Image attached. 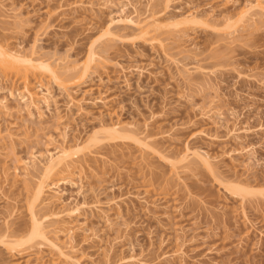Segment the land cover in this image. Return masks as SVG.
I'll return each instance as SVG.
<instances>
[{
  "label": "rangeland",
  "instance_id": "rangeland-1",
  "mask_svg": "<svg viewBox=\"0 0 264 264\" xmlns=\"http://www.w3.org/2000/svg\"><path fill=\"white\" fill-rule=\"evenodd\" d=\"M0 1L4 3L3 10L6 12L10 7L16 12L19 10V16L16 17L23 20L18 24H14L12 19L4 22L0 20V43L4 41L2 44L5 43L10 48L24 47L29 51L32 43L36 42L33 47H36L37 53L49 57L52 61L60 58L81 64L87 58L88 28L96 34L110 24L113 36L116 35L106 43L109 47L105 50H103L105 45H98V51L107 58L108 62L106 60L105 62L108 65L100 68L99 74L85 87H95L90 96H103L108 102L106 105L87 103L82 112L76 111L75 108L73 111H67L64 106L67 99L62 95L60 88L52 83L57 104L52 105L51 110L41 105L45 111L43 117H39L35 109L32 117L28 116L26 110H22L21 113L19 111L21 106L12 98H9L8 104L10 112L15 113L7 116V113L4 114L5 111L0 110V132L2 131L0 134L4 133L5 137L9 131H13L11 133L16 135L15 140L20 141L19 137L22 138L20 145H18L20 142L13 145L6 137L1 139L0 168L4 165L2 158L12 157L14 151L21 156L28 155L26 148L29 143V146L34 144L37 149L42 147L41 143L44 147L39 150H44L45 143L49 142V139L45 138L52 136L56 145L58 143L74 146L78 142L81 147L78 156L73 157L75 160L72 163H75L74 166L77 165L74 172L57 170L51 177V181L56 182V186L59 187L61 198L69 201L72 207L76 202L85 199V196L89 202L96 200L98 196L97 199L104 203L111 197L126 195L128 191L138 192L141 196H147L149 200L158 203L159 206L151 211L154 212V216L147 212L136 198L121 203L119 212L121 215L115 206L112 205L110 208L105 203L102 208L106 211L108 209L110 218L114 219H111L113 222L111 226L103 218L101 211L100 213L87 211L86 215L80 216L78 221H84L89 232L83 234L79 231L75 242L77 251L73 254L82 264H130L126 259H129L131 254L143 260L140 264H264V15H258L257 22L247 26L245 30L239 29L234 42L227 34L233 30V26L230 24V27L223 19L226 16L235 18L244 6L254 0H170L168 5L163 0H156L159 4L153 3V8H156L158 15L162 17L161 27L143 36L134 26L110 23L111 18L121 15V8L127 0H111L112 3H108L110 0ZM75 1L83 2L84 9L89 6L90 8L84 10L82 4L81 7L77 4L78 8H81L79 10L77 6L74 7ZM131 1L136 8L139 5V8H133L130 4L126 7V4L125 8L123 7V15L129 14L134 19H144L148 14L144 8L147 0ZM60 3H69L67 8L71 6L73 8L67 10L65 7V11L62 10L64 8L56 9ZM103 4L110 5L104 7ZM196 11L200 15L199 21L186 32L189 36L179 38L176 34L178 32L174 33L168 27L171 19ZM153 37L165 40L172 55L176 56L183 52L181 59L188 63L195 61L193 60L195 57L191 55H196L198 64L205 67L206 75L192 73L194 78L191 75L189 79L192 80L187 79L188 81L180 78L179 70L166 62L161 49L155 47L154 40H151ZM187 38L191 39L192 43L185 42ZM184 53L191 58L185 57ZM110 62L116 64H109ZM120 63L125 67L130 64L146 66L150 72H145L142 76L138 75L137 71H129L126 75ZM118 64L122 72L119 71ZM1 72L7 74L9 80H13L17 87H21V73L3 70ZM79 73L74 78L78 77ZM30 83L36 84V79L32 77ZM6 92L4 89L1 90L0 97ZM87 95L81 89L78 90V98L89 97V94ZM209 100L213 102L212 106L215 103V107L227 111L225 123L216 125L200 116L199 108L210 107ZM55 106H58V114ZM237 113L238 115H235ZM114 122H120L122 130H126L122 132L129 138L117 137L115 140L102 132V123L111 125ZM147 123L148 130L151 131L147 133L152 134L153 147L159 149L161 156L156 152H143V160L140 157L142 151L138 147L139 144L133 139L142 137ZM235 125L249 130H246V133L241 131L242 138H237L229 133V129ZM169 130L173 134L168 139L160 136L161 133L158 134ZM95 135L100 141L90 143V139ZM186 143L190 147L206 150L213 157L217 169L215 173L199 165L194 168L193 165L191 169L181 172L184 182L176 179L168 164V157H172L174 151L183 150ZM52 145L53 143L50 144V149ZM103 158L108 162H104ZM82 162L83 165L80 164ZM11 163L13 164L12 161H7L5 164L13 166ZM12 177L9 179V187L6 185L3 188L12 199L11 202L6 203L0 194V234L8 230L13 233L7 231L8 235L11 234L8 239H19L20 244L24 241L20 246H16V249L26 253L27 246L35 247V242H38L36 239L32 241L28 239L32 229L28 215L29 203L33 201L30 188L32 186L22 177H19L18 181L17 179L12 181ZM1 179L3 178L0 177ZM80 181L84 184L83 188L79 186ZM114 182L121 185V188L110 190ZM233 183L246 186L249 191L243 197L238 192L235 194ZM80 189H83L84 195L78 194ZM11 203L15 204L10 205ZM165 204L169 205L167 209L163 207ZM13 205L17 207L14 215L8 214ZM59 207L61 204L57 202L53 209H60ZM242 207L252 222H245L248 220L242 216ZM116 211L120 217L118 219ZM6 220L9 222H7L9 228H4ZM125 224L128 228H125ZM179 226L184 230L183 234L179 231ZM90 232L96 235L91 239L87 240V237L85 239L84 236L90 235ZM117 234L123 235L122 242L114 240L118 237L115 236ZM61 238L64 239L63 236ZM12 239L11 241H15ZM2 242L0 240V264L34 262V258L23 253H12L9 246L3 245ZM109 244L113 246L110 254H107L105 251L110 248ZM179 244H183V250L186 252L185 261L177 255L173 256ZM54 257L49 253L45 254L44 264H69L62 261L56 263Z\"/></svg>",
  "mask_w": 264,
  "mask_h": 264
},
{
  "label": "bare ground",
  "instance_id": "bare-ground-1",
  "mask_svg": "<svg viewBox=\"0 0 264 264\" xmlns=\"http://www.w3.org/2000/svg\"><path fill=\"white\" fill-rule=\"evenodd\" d=\"M160 1H162V0H160ZM163 1L166 2L168 5V2L170 0H163ZM47 2H48V0H47ZM49 2H50V0H49ZM75 2H76L75 3L76 5L72 4V5H75L74 6L75 8H76V6L78 8L77 4H79V7H81V4H82V6H83L82 9H84L85 5H83V2H81V1H79V2L75 1ZM109 2L112 3L111 0L108 1V3ZM63 3L62 4L60 3L59 7H61V8H59V7L58 8L54 7V8H56V9L64 8L62 10L65 11V9L67 8L69 3L68 4H66V3L63 4ZM91 3L89 2V4H91ZM105 3H107V2H105ZM153 3H155V4L157 3V5L159 4L158 2H156V0H147L146 7H144V8H146L145 11L148 14L146 16L144 15L145 16L144 19H134V17H131V15L129 16V14L123 15L124 14L123 13L124 8H125L124 6L126 4H127L126 7L128 6V4H130L133 8H136L135 4L134 3L132 4L131 0H127V3L123 6L124 8L123 7L121 8L122 13H121V11H119L121 13V15L119 14V16L117 18H111L110 23L111 24L120 23V24H124V25H131L132 27L134 26L137 28V30L140 32V34L142 36L149 34L152 32V30L155 31L159 28V26L161 25L160 24L161 23L160 18H162L158 15V11H156L157 9L155 8L156 9L155 10L153 8ZM3 4L4 3H2V2L0 3V16L2 15L1 16L2 19H0V20L1 21L3 20V22H4L5 20H8V19L11 20L12 19L11 21H14V24L15 23L16 24L22 23V21H23V20H21L22 18L21 19L17 18L19 16L18 13H20L19 10H17V12H16L15 10L11 9V7H10V8H8L9 11L7 10V12H6L5 10H3L5 8ZM89 4H88V6H89ZM160 4H162V3L160 2ZM103 5H105L104 7H108L110 4L109 5L103 4ZM69 6H71V5H69ZM165 6H166V4H165ZM71 7H68V8H71ZM93 7H94V5H93ZM68 8H67V10H68ZM88 8H90V6ZM88 8H85V9H88ZM138 8H139V5L136 9H138ZM78 9L80 10L81 8H78ZM91 9H92V7H91ZM91 9H89V10H91ZM136 9L134 10L135 12H137ZM48 11L50 12L51 10L48 9ZM59 11H61V10H59ZM73 11H74V9H73ZM59 15H61V14H59ZM258 15H260V16L264 15V0H254V1L249 2V4L247 6H244L238 12V14L235 16V18H232L230 16L224 17L223 19L227 23H229L228 25L230 26V24H231V26H233V30L227 32V34L230 35V37L233 40V41L232 40L231 41L232 42L235 41V39L237 38V32L238 31H240L241 29L245 30V28L247 26H250V25L254 24L255 22H257L256 18ZM56 17H58V16H56ZM111 17H112V15H111ZM199 17H200L199 12L196 11V12H192V13H187V14H185L181 17H178L176 19L173 18L168 22V27L171 28L172 30L171 29H168V30H171L174 33L178 32L176 34H178L179 38H182L185 35L189 36L188 34H186V32L189 29L191 30V28L194 24L198 23ZM46 18H48V17L46 16ZM10 20H8V21H10ZM26 24H27V22H26ZM19 25H23V24H19ZM11 26H12V24H11ZM16 26H18V25H16ZM3 27H5V24ZM24 27H25V25H24ZM110 28L111 27L109 24V26L101 28L100 31L97 32L96 34H94V31H92V29L88 28L87 37H89L88 38L89 42L87 45L88 47H87V52H86L87 58L81 64L79 62H73V61H70L68 59H60V58L55 59V61H52L49 57H47V56L44 57L43 55H40L37 53V51L35 49L36 47L35 48L33 47V46H35L36 42L32 43L33 46L31 45V47L29 48L30 49L29 51H28V49L26 51L24 49V47H23V49L10 48L7 44H5V43L2 44V42H4V41H2L0 43V83H1L0 91L4 89L7 91L6 93H8V94L5 93L6 95L5 94L3 96L1 95V97H0V110L1 111L3 110V112L5 111L4 114L7 113V116H9L11 113H13V111L10 112V108H9V104H8V103H10V102H8L9 98H12L16 101V104L18 106H21V109H19L20 112L22 110H24V111L26 110L28 116L32 117L34 114L33 111L35 109L38 112L37 113L38 116L43 117L45 111L42 110L41 105L42 106L44 105L43 107H46L48 110H51L53 108L52 105L57 104L56 103L57 101L55 99V95L53 94V91H52V86H51L52 83H54L55 85H57L60 88L62 95L67 99L66 104L64 105L65 109L67 111H73V109L75 108L76 111L82 112L83 110H85L87 103H92V104L93 103H102V104L106 105L108 102L104 100L103 96H101V95L94 96V97L90 96V94L92 93V90L95 87H89V88H85V87L89 86V82L91 80H93V77L95 75L99 74L98 71L100 68H105L108 65L105 62V60L107 58L102 56V54H100V52L98 51V45H105L103 47L104 48L103 50H105L106 47L107 48L109 47V46H106L107 45L106 43H108L114 36H116V35L113 36V34L111 32L112 28L111 29ZM171 31H169V33H172ZM174 33H173V35H176ZM173 35H172V37H173ZM116 38H118V37H116ZM189 38H187L186 40L184 39L185 42L190 41L191 39L188 40ZM36 40L37 39L35 38V41ZM151 40H154L155 47L157 46L158 49L159 48L161 49V50L160 49L159 50L161 52H163L165 59H166V62L173 64L176 67L177 71L179 70L178 74H179L180 78H182L183 80H187V79L192 80V78L189 79L191 75L193 76L192 73H195V75H196V73L201 74V75L206 73L205 67H202L200 64H198L199 60L196 58V55H191L192 57H195V59L192 58L195 61L191 60L192 62L189 61L190 63H188L187 61L181 59L183 56L182 50H181L182 54H177L180 56H177L176 52H175L176 56H174L171 54V52L169 53L170 49L168 50V48H170V47L167 46L168 44L165 43V40L160 39V37H159V39L158 38L154 39V37H153ZM190 42L192 43V41H190ZM21 45L22 44H20V46ZM193 45H194V43H193ZM179 52H180V50L178 51V53ZM192 52L193 51H191V53ZM184 55L187 58L190 57V56H187V53L186 54L184 53ZM188 55H190V54H188ZM185 57H183V58L185 59ZM106 61L108 62V60H106ZM111 63L116 64L114 62H110L109 64H111ZM199 63H201V60ZM130 65L125 67L123 64H121V69L123 70L124 74L127 75V72H129V71H132V72L137 71L138 75L143 76V74L145 72H150L148 70L149 67L146 68V66L143 67V66H139L137 64L134 66H132V65L130 66ZM118 66H119V64H118ZM121 69L119 66V71H121ZM1 70L8 71V72L13 71L16 74L21 73V77H22L21 78V80H22L21 87H17L15 85V83L13 82V80H9V77H7V74L4 75V73H2ZM236 70H238V69H236ZM78 73H79V76L74 78L75 76H77ZM207 73H208V71H207ZM240 74H242V73H240ZM32 77L36 79V84H34V85H32L30 83ZM173 78H174V76H173ZM193 78H194V76H193ZM126 81H127V79H126ZM261 83H263V81H261ZM80 89L83 91L84 94H86V96H88L87 94H89V97L83 96L81 98H78L77 93H78V90H80ZM183 98H185V96ZM187 98L188 97H186V99ZM211 100L213 102H215L213 99H211ZM211 100H209V101H211ZM212 101H211V104L208 102L210 104L209 105L210 107H208V108H206V106H205V108L200 107L199 110H201V113L200 112L199 113L201 114L200 116H202L205 120L206 119L210 120L211 122L218 125V123L220 124V123L224 122L225 114L227 111L225 109L223 110L221 107H219V108L215 107V103H214V106H212V103H213ZM55 107L57 108V114H58V110H59L58 106H55ZM197 109H198V107H197ZM228 109H230V108H228ZM21 113H19V114H21ZM13 114H11L10 116H12ZM235 115H238V113ZM200 116H198V117L200 119H203ZM234 117H236V116H234ZM56 118H58V117H56ZM119 123L114 122V124H111V125H107V124L102 123V126H101L102 132L106 133L108 136L106 134H103V135H106L107 137H110V138H114L115 140L117 137L121 138V137L127 136L126 138H129V136L127 134L122 132V131H124V129L122 130L123 127L121 128V125ZM232 125H233V123H232ZM148 127H149L148 123L145 124V127H144L145 132L144 131H143L144 133L141 132L142 133L141 135L143 137V138L141 137L142 139L137 138V137H135L133 139L134 136L132 137V139L137 144H139L138 147H140L139 149L142 151L140 157L143 160H144L143 152L148 153V151H151L153 153L156 152L159 155L161 154V152H159V149L157 150L156 147H153V144H152L153 141L151 140V138H153V137L151 136L152 134L149 135L147 133V132H151L150 129L148 130ZM124 128H125V126H124ZM246 130H247V128H244L243 126L242 127H240V126L236 127V125H235L229 129V133L234 134V136L237 138H242L243 135L241 136L240 132L242 131L241 133H244V131H245V133H246L249 129L247 131ZM3 131H4V129H3ZM134 131L135 130H133V132ZM169 131L158 132V134L161 133L160 136H163V137L168 139V138L172 137V134H173V133H171L172 131H170V132ZM6 132L8 133V129L6 130ZM9 132L10 133H8L7 136H5L6 138H8V141H11L13 143V145L15 143L17 144L18 142H20V143H18V145H20L22 138H20L17 134L19 139H21L20 141H17V140H15L16 135L14 133H11L13 131H9ZM95 134H96V132H95ZM134 134L135 133H133V135ZM3 135H4V133H3ZM3 135L0 134V141H2L3 138H5ZM27 137H24V138L27 139ZM47 137H49V138H45V136H44V138L46 140L49 139V142L47 141V143H45L44 150L43 149L39 150L42 147H44V145H41V143H40V146H42V147L40 148L37 145V147H39L38 149L36 148V146L34 147L33 143H32L33 146H29V144H30L29 143L28 146L26 145L28 147V148H26V150L28 149V151H27L28 155L27 154L23 155L24 157L21 156L19 153H16V151H14V153H13L14 155L12 154V151L17 149V147L15 148V146H14L15 149L12 148L13 150L11 149V151H10V154H12V157L2 158L4 165L1 166V168H0V177L3 178V179H1L2 182H0V194H1V197L6 200L5 201L6 203L8 202V204H9V202H11L12 199L7 195L8 193L6 194L4 192L3 188L6 187V185H8V187H9V184H10L9 179L12 177L11 175H13L15 178L14 179L12 177V181L16 180V179L18 181L19 177H22L24 179V181L29 182V185L32 186L30 188H32L33 201L31 203H29V207H28V215H29V220L32 223V229L30 231L31 233H30L29 238L28 237L27 238L31 239V241L33 239H36V241H38V242H35V245H36L35 247L30 248V246H27L26 248L28 250H25L26 248H24L26 253H23L20 250H17L16 246H18V245L20 246L24 241H22V243L20 244L21 240H19V239L15 240V239L11 238L12 240H15V241H11L10 238L8 239V237L11 236V234H13V233L9 232L8 230L5 231L3 229L5 232L0 234V237L2 238V239L0 238V240H1V242L3 241L2 242L3 245L6 244V246L7 245L9 246L8 248H10V250H12V253L13 252H15L17 254L23 253L24 255H26L28 257L34 258V262L33 263L29 262L28 264H31V263L32 264H44L45 261L43 260V257L45 254H48V253L51 254L52 256H55L54 258L56 259V261H55L56 263H59L60 261H62V262L69 263V264H82L80 259H78L75 256V254H73L74 252L77 251V245L75 242H76L77 235L80 233L79 231H81L83 234L84 233L87 234V232H89L88 229L85 227V222L84 221H78V218L80 216L86 215L85 213L87 211L88 212L89 211L90 212L99 211V213L101 211V214L103 213V215H102L103 218L111 226L113 224L111 219H113V218H110V215H109L110 213H108L109 212L108 209L106 211L104 208H102L103 204H105V203L110 208L115 206L114 208L115 209L117 208L118 213L120 212V209H121V203H125V202L129 201L131 198H133V199L136 198L140 203H142L145 207L144 209H146L147 212H151L153 210V208H155L159 205L155 200H152V199L149 200L147 198V196H141L138 192L128 191L126 193V195L121 194L115 198L111 197V198H109L108 201H106L104 203H103V201L101 202V200H98L99 198L97 199L98 194L96 195L97 197L95 196L96 200L91 201V202L86 200V196H85V199H83L80 202H76L74 204V206L72 207L70 205L69 201L66 202L64 199L61 198L60 193H59V189H58L59 187L56 186L57 185V184H55L56 182L54 183L51 181V179H52L51 177L53 176L54 172L56 173L57 170L60 172H61V170H66L67 172L69 170L70 172H74V167H76L77 165L74 166L73 164H75V163H72V161L75 160V159H73V157L76 158V156H78L77 153H79L78 151L81 150L80 144L78 142H76V143L74 142L75 143L74 146L69 145V144H68V146L67 145L64 146V144L59 145L58 143L56 145L54 143L55 139L53 140L52 136H47ZM98 138L95 135V137L93 136V138L90 139L91 142L90 141L89 142L90 143L96 142V141L98 142V141H100V140H97ZM26 139L24 140L25 143L28 140V139L27 140ZM64 139H66V138H64ZM100 139H102V138L100 137ZM5 140H7V139H5ZM149 140H151V141H149ZM41 141H43V140H41ZM37 142H38V140H37ZM12 143H10V144L13 147ZM52 143H53V145H52L53 147H51L52 149H50L49 147H50V144H52ZM171 155H172V157L170 156V158L167 156L168 157V164H170L172 172L174 173V176H176V179L178 181L179 180L183 181L182 175H180L181 172H184L187 169H191V167H193V165H194V168L196 165H199L205 169H208L210 172H214V173L217 170L216 166H215L216 164H214L215 162H213L214 161L213 157L206 150H204L202 148L190 147L189 144H187V143H186V145H184L183 150L176 151V152L174 151V153H172ZM103 160H105L104 162H108L104 158H103ZM7 161H12L13 164L12 163L11 164L13 166H11V165H10L11 167L7 166L8 164L7 165L5 164ZM0 162L2 165V161H0ZM80 164L83 165V162ZM77 170H79L78 167H77ZM72 182H74V181H72ZM82 183L83 182H81V184L79 185L81 188H83V185H84ZM185 183H184V187H186ZM12 186H13V184H12ZM132 186L134 187V185H132ZM230 187H232V186H230ZM119 188H121V185L114 182V183H112L110 190L111 189H113V190L119 189ZM233 189H235V194H237V192H238V194H241L242 197L244 194L247 193V191H249L248 187L243 186V185H238V184L235 185V187ZM187 192L189 193V191H187ZM78 194L84 195L83 189L78 190ZM13 201H14V199H13ZM57 202H59L61 204L62 208L59 207L60 209L55 210V209H53V207H54V205H56ZM12 204H15V203H11L10 205H12ZM167 206L169 207V205L165 204L163 207H165L167 209L168 208ZM10 208H11L9 211L10 213H8V214L12 215L16 211L17 207L15 205H13ZM242 208H243V210L241 211L243 213L242 216L245 217L246 220H248V221H245V220L244 221L245 222L251 221L249 216H248L247 211L245 210V208L244 207H242ZM177 209L178 208H176V210ZM6 210H7V208H6ZM117 211L115 212L116 213L115 215L117 216V219H118L119 215H117ZM119 214L121 215V213H119ZM152 214L154 216V212ZM180 214H182V213H180ZM7 218H9V217H7ZM115 219H116V217H115ZM8 220H6L4 222L6 224V226H4V228L7 227L8 223H9ZM116 220L114 222H116ZM106 222H104V223H106ZM54 225H56V226H54ZM125 225H126L125 228H128V225L127 224H125ZM179 227H177V228L179 229ZM7 228H9V227H7ZM125 230H127V229H125ZM7 231L11 234L8 235L9 233ZM179 231H182L181 234H183V232H184V230L181 227H180ZM95 235L96 234L94 232H92L90 235L84 236V238L87 237V240H88V238L91 239ZM120 235H122V234H120ZM62 236L64 237V239L61 238ZM97 236H99V235H97ZM115 236H118V237L117 238L114 237L115 238L114 240L118 239L117 241H119V240L121 241V237L123 235L119 236V234H117ZM124 236H125V234H124ZM123 238L124 237H122V239ZM28 239H26V240H28ZM114 240H113V242H116ZM240 243H241V241H240ZM109 245H111V244H109ZM179 245L180 246L178 247L176 252L173 254V256L177 255L183 261H185L184 259H186L185 258L186 252L183 250V244H179ZM112 246L113 245H111L110 248L107 249L108 251H105V252H107V254H110L109 251L112 249L111 248ZM21 250L23 251V249H21ZM109 260H110V258H109ZM126 260H129L130 264H140L143 262L142 259H139L136 256H133L132 254H131V256H129V259H126Z\"/></svg>",
  "mask_w": 264,
  "mask_h": 264
}]
</instances>
